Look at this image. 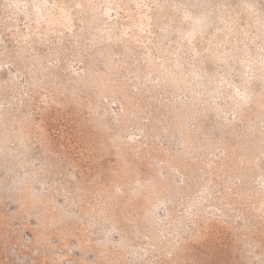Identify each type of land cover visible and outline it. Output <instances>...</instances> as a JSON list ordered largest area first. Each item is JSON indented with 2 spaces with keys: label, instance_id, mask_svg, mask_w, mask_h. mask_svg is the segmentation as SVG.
I'll return each instance as SVG.
<instances>
[{
  "label": "rangeland",
  "instance_id": "obj_1",
  "mask_svg": "<svg viewBox=\"0 0 264 264\" xmlns=\"http://www.w3.org/2000/svg\"><path fill=\"white\" fill-rule=\"evenodd\" d=\"M0 264H264V0H0Z\"/></svg>",
  "mask_w": 264,
  "mask_h": 264
}]
</instances>
